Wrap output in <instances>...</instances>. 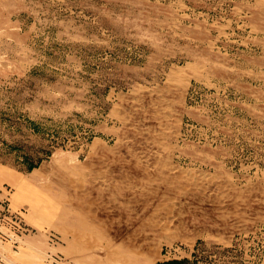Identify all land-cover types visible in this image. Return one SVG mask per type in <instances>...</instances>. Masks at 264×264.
<instances>
[{"label": "rangeland", "instance_id": "374dc122", "mask_svg": "<svg viewBox=\"0 0 264 264\" xmlns=\"http://www.w3.org/2000/svg\"><path fill=\"white\" fill-rule=\"evenodd\" d=\"M263 49L264 0H0V163L47 254L264 264Z\"/></svg>", "mask_w": 264, "mask_h": 264}, {"label": "crops", "instance_id": "0c3cea01", "mask_svg": "<svg viewBox=\"0 0 264 264\" xmlns=\"http://www.w3.org/2000/svg\"><path fill=\"white\" fill-rule=\"evenodd\" d=\"M18 177L27 179L20 171L0 163V203H2L4 198L7 199L3 186H8L10 187L9 189H12L9 193V204H0V210L3 209L4 205H7L10 212H19L23 223L32 229L34 228L36 232L32 231L24 234L13 242L0 238V264H38L39 261H43L44 264H50L47 257L46 260L43 259L44 254L47 255L48 251H50V242L46 235L49 229H45V227L39 229L37 226L42 216L39 213H34L31 218L32 212L29 209V204L25 202L20 204V202H13L11 199L13 187L10 182L11 180H17L16 178ZM30 183L37 187L33 182L30 181ZM0 230L4 231V227L0 226ZM42 230L43 232H40Z\"/></svg>", "mask_w": 264, "mask_h": 264}, {"label": "built area", "instance_id": "2783aa9c", "mask_svg": "<svg viewBox=\"0 0 264 264\" xmlns=\"http://www.w3.org/2000/svg\"><path fill=\"white\" fill-rule=\"evenodd\" d=\"M3 187V190L6 192L7 199L4 198L0 204H9L10 189L8 186ZM0 226L4 227V231L0 230V238L11 242L16 241V239L20 238L24 234L33 231L32 228L23 223L21 214L19 212H10L7 205H4L3 209L0 210ZM46 233L50 241L51 233L50 231ZM46 257L50 264H63L60 261V257H58V260L49 254H47Z\"/></svg>", "mask_w": 264, "mask_h": 264}, {"label": "bare ground", "instance_id": "6f19581e", "mask_svg": "<svg viewBox=\"0 0 264 264\" xmlns=\"http://www.w3.org/2000/svg\"><path fill=\"white\" fill-rule=\"evenodd\" d=\"M264 50V49H263ZM174 93V92H173ZM175 96V95H174ZM120 130V129H119ZM120 135V134H119ZM118 136V135H117ZM120 143V142H119ZM101 145V144H100ZM96 148V147H95ZM101 149V148H100ZM106 155V154H104ZM153 159V158H152ZM17 179V178H16ZM13 181V180H12ZM16 181V180H15ZM134 186V185H133ZM16 187L17 189H21L23 188V182H16ZM122 189V188H121ZM127 191V190H126ZM133 193V192H132ZM50 207H54V204H50ZM79 216V215H78ZM85 217V216H84ZM95 220V219H94ZM74 222V221H73ZM77 223V222H76ZM79 225H83L84 228L86 229L87 232H93V233H101V231H97L95 230L94 228H91L89 226L86 225V222L83 220V219H80L79 222H78ZM72 235H73V239H72V246L75 247V248H85L86 247V243L85 241H83L82 239V236H83V232H78V231H73L72 232ZM103 235V234H102ZM104 238V237H103ZM105 241V240H104ZM103 241V242H104ZM98 242V241H97ZM100 242V241H99ZM105 243V242H104ZM106 245V244H104ZM140 253V252H139ZM105 259H112L114 258L115 256H119V257H122L124 256L123 255V252L119 251L118 249H113V246L112 248H107L106 252H105ZM125 258V256H124ZM100 259V258H99ZM97 260L95 261L94 263H97V264H101L100 261L101 260ZM126 259V258H125ZM126 261H128V259H126Z\"/></svg>", "mask_w": 264, "mask_h": 264}, {"label": "trees", "instance_id": "16d2710c", "mask_svg": "<svg viewBox=\"0 0 264 264\" xmlns=\"http://www.w3.org/2000/svg\"><path fill=\"white\" fill-rule=\"evenodd\" d=\"M167 264H180L178 262H167Z\"/></svg>", "mask_w": 264, "mask_h": 264}]
</instances>
